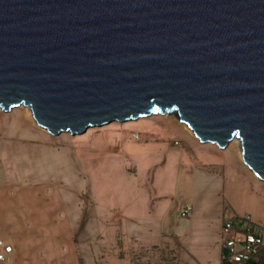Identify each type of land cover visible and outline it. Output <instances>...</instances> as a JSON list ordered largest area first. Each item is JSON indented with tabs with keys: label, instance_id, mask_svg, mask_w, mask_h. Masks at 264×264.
Wrapping results in <instances>:
<instances>
[{
	"label": "water",
	"instance_id": "1",
	"mask_svg": "<svg viewBox=\"0 0 264 264\" xmlns=\"http://www.w3.org/2000/svg\"><path fill=\"white\" fill-rule=\"evenodd\" d=\"M71 137L164 113L264 184V0H0V111Z\"/></svg>",
	"mask_w": 264,
	"mask_h": 264
},
{
	"label": "rangeland",
	"instance_id": "2",
	"mask_svg": "<svg viewBox=\"0 0 264 264\" xmlns=\"http://www.w3.org/2000/svg\"><path fill=\"white\" fill-rule=\"evenodd\" d=\"M231 148L199 144L167 115L71 137L36 129L21 108L0 111V196L18 212L51 215L68 264H197L209 241L190 235L192 214L264 227V184Z\"/></svg>",
	"mask_w": 264,
	"mask_h": 264
},
{
	"label": "crops",
	"instance_id": "3",
	"mask_svg": "<svg viewBox=\"0 0 264 264\" xmlns=\"http://www.w3.org/2000/svg\"><path fill=\"white\" fill-rule=\"evenodd\" d=\"M231 149L236 150L235 148ZM237 158L238 162L242 164L238 154ZM27 196L39 200V196L35 192H31ZM8 200V196H0V251L4 256V261H0V264H22L26 261L32 264L31 260L37 256L38 251H43L46 254V264H50V261L53 264L57 262L68 264L70 256L67 257L63 253L64 249L62 250L61 246L66 244L65 246L69 247V241L66 240V243L61 241L60 224L55 222L49 214L46 215V218L44 216L41 218L39 212H34L35 210L29 211L28 214L22 211L18 212L13 209V205L16 203L5 204ZM196 214H192L187 220L189 222L188 231L192 236L202 235L209 241V250L203 254V257L197 259L196 263L219 264L218 241L224 218L216 216L213 223H207L208 220L197 219Z\"/></svg>",
	"mask_w": 264,
	"mask_h": 264
},
{
	"label": "built area",
	"instance_id": "4",
	"mask_svg": "<svg viewBox=\"0 0 264 264\" xmlns=\"http://www.w3.org/2000/svg\"><path fill=\"white\" fill-rule=\"evenodd\" d=\"M190 211L191 207L186 206L178 216L186 218ZM263 237L264 227L251 224L248 218L224 220L218 241L219 264H256L255 258L263 246ZM0 261H4L2 251Z\"/></svg>",
	"mask_w": 264,
	"mask_h": 264
},
{
	"label": "bare ground",
	"instance_id": "5",
	"mask_svg": "<svg viewBox=\"0 0 264 264\" xmlns=\"http://www.w3.org/2000/svg\"><path fill=\"white\" fill-rule=\"evenodd\" d=\"M18 108H21V110H24V111H26V112H28V110L26 109V108H23V107H18ZM28 114H29V121L33 124V121H32V118H31V116H30V113L28 112ZM153 115V114H152ZM152 115H150L149 117H152ZM156 115H161L160 113H156L155 115H153V116H156ZM163 115H167L166 113H164ZM177 121V120H176ZM177 124L180 126V127H182L183 129H185L187 132H189V134L191 135V133H190V131L185 127V125H182V124H179L178 122H177ZM34 125V124H33ZM192 136V135H191ZM194 137V136H193ZM233 147V148H236L237 149V151H238V157H239V149H238V146H237V144H236V142H230V143H228L227 144V146H226V148H229V147ZM240 161V160H239ZM254 177V176H253ZM255 178V177H254ZM256 179V178H255ZM257 180V179H256Z\"/></svg>",
	"mask_w": 264,
	"mask_h": 264
},
{
	"label": "trees",
	"instance_id": "6",
	"mask_svg": "<svg viewBox=\"0 0 264 264\" xmlns=\"http://www.w3.org/2000/svg\"><path fill=\"white\" fill-rule=\"evenodd\" d=\"M262 245L255 258L256 264H264V242Z\"/></svg>",
	"mask_w": 264,
	"mask_h": 264
}]
</instances>
